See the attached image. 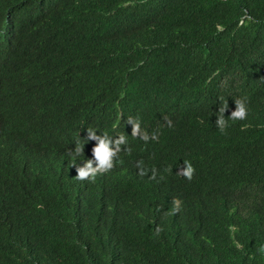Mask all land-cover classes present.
<instances>
[{"label": "trees", "instance_id": "obj_1", "mask_svg": "<svg viewBox=\"0 0 264 264\" xmlns=\"http://www.w3.org/2000/svg\"><path fill=\"white\" fill-rule=\"evenodd\" d=\"M153 97L176 106L161 131ZM221 98L226 118L248 108L226 134ZM22 106L45 119H19L22 149L0 150V264H264V0H0V115ZM88 128L127 138L92 182L38 151L72 138L92 155Z\"/></svg>", "mask_w": 264, "mask_h": 264}, {"label": "clouds", "instance_id": "obj_2", "mask_svg": "<svg viewBox=\"0 0 264 264\" xmlns=\"http://www.w3.org/2000/svg\"><path fill=\"white\" fill-rule=\"evenodd\" d=\"M39 15L41 14L37 13L33 19L36 25ZM131 24L129 26H131ZM25 27L27 28L26 25ZM3 33L9 37L10 41H15L14 46H17L22 41L25 34L22 25H19L16 20H10L8 26H3ZM69 46L71 49L73 44H70ZM94 51L103 52V45H95ZM83 61H85L84 58L79 59V64ZM161 100L162 99L156 100L153 97V100L149 102L143 111L145 114L153 113L155 115V120H157L159 123L160 131L167 127V125H165L160 120V114L163 109L176 108V106H171V104H173L172 101L164 99L163 103H161ZM6 110L7 111L5 113L3 112V114L0 115V150L12 148L16 151H19L22 149V141L21 127L17 121L21 118H24L30 122L41 124L45 117L41 114L35 115L40 116L41 119L32 117L31 115L33 114L30 112V108L27 106L8 107ZM227 110L228 104L224 103L223 98H221L220 107L218 112H216V127L221 133L225 134L226 129L229 127L228 120H245L247 118V101L245 99H235V110L232 111L231 115L226 118L225 113ZM157 112H159V115H157ZM117 113L119 114L118 118H121L123 115V109L120 106L117 108ZM113 120L114 118L112 121ZM167 123L169 127L172 126L171 120H168ZM52 124L54 123L52 122ZM127 124L131 125V135L134 138L142 139L145 142H148L149 139L158 140V136L156 134L149 136L148 132L142 129L138 118L128 117ZM113 125L116 126V124ZM117 136L118 138L113 139V137H109L107 134L98 135L94 129L88 128L86 140H89V145H92L91 140L96 141V145L92 149V155L81 159H78L77 157L84 154V147L87 146L84 142V139L77 143L74 139L70 138L68 147L56 149L55 147L49 145L43 150L38 151L42 154L44 151H47L50 154L56 153L59 158V165L67 164L69 160H71L73 162L71 166L74 168L76 173L75 179L80 181L88 180L92 182L96 179V177H101L102 175L108 173L118 164V155L122 150V145L127 144V138L123 134H119ZM195 171L196 170L191 162L184 161V164L177 172V175L183 176L187 180L191 181L194 177ZM153 178H155V175H153ZM172 203L174 205V211L179 212L182 202L179 199L174 198ZM157 231H159V229H157ZM257 251L261 254H264V245H261Z\"/></svg>", "mask_w": 264, "mask_h": 264}]
</instances>
